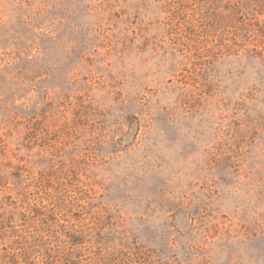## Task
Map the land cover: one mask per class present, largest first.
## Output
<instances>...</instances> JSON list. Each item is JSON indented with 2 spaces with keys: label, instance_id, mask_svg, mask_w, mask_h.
<instances>
[{
  "label": "rangeland",
  "instance_id": "rangeland-1",
  "mask_svg": "<svg viewBox=\"0 0 264 264\" xmlns=\"http://www.w3.org/2000/svg\"><path fill=\"white\" fill-rule=\"evenodd\" d=\"M0 264H264V0H0Z\"/></svg>",
  "mask_w": 264,
  "mask_h": 264
}]
</instances>
